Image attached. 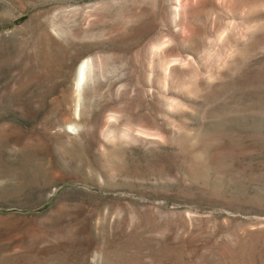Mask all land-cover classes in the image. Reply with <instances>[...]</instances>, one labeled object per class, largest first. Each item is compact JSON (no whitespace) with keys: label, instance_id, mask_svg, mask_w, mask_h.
I'll return each instance as SVG.
<instances>
[{"label":"rangeland","instance_id":"374dc122","mask_svg":"<svg viewBox=\"0 0 264 264\" xmlns=\"http://www.w3.org/2000/svg\"><path fill=\"white\" fill-rule=\"evenodd\" d=\"M0 264H264V0H0Z\"/></svg>","mask_w":264,"mask_h":264},{"label":"bare ground","instance_id":"6f19581e","mask_svg":"<svg viewBox=\"0 0 264 264\" xmlns=\"http://www.w3.org/2000/svg\"><path fill=\"white\" fill-rule=\"evenodd\" d=\"M84 71L83 64L79 67L78 73H81Z\"/></svg>","mask_w":264,"mask_h":264}]
</instances>
